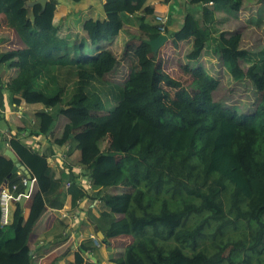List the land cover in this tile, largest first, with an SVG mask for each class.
<instances>
[{
    "label": "trees",
    "instance_id": "16d2710c",
    "mask_svg": "<svg viewBox=\"0 0 264 264\" xmlns=\"http://www.w3.org/2000/svg\"><path fill=\"white\" fill-rule=\"evenodd\" d=\"M26 1L0 0V15L20 42L0 53V65L13 71L5 83L0 82V110L5 108L4 92L12 109L25 104L39 105L42 110L35 113L33 129L9 124L11 138L0 133V189L4 183L9 188L16 186L15 196L25 189L24 173L4 155L7 147L35 183L27 219L20 204L13 202L9 223H0V264H33L27 254L17 261L7 257L26 249L45 211L63 209L67 196L72 210L85 199L101 203L98 215L88 217L106 248L116 238L130 237L123 253L109 259L112 264H241L226 256V243L219 240L226 228L223 223L230 218L232 224L243 223L248 229L246 248L237 249L259 252L264 247V49L243 50L242 35L216 27L215 14L208 9L203 10L202 23L186 15L178 31L170 34L166 29L170 34L167 49L188 44L186 62H197L211 49L233 82H250L258 102L251 112L239 113L214 100L219 83L203 67H185L198 85L190 93L160 69L143 42L152 60L148 67L131 69L122 83L108 81L107 75L117 67L116 56L101 48L88 57L87 49L118 35L112 22L86 20L82 28L88 41L69 43L53 26V2L42 10L40 5L26 7ZM249 1L264 5V0H208L206 4L234 14ZM146 3L106 0L105 11L153 15ZM157 36L142 34L141 38ZM161 84L175 90L179 121L166 115ZM104 111L105 115L93 116ZM61 116L65 119L61 135L52 138L53 126ZM88 123L93 127L82 128ZM109 133L108 147L103 150ZM34 138L41 151L25 143ZM71 141L79 156L76 165L68 160ZM57 147L65 148L66 157L60 163L67 171L50 166ZM73 166L83 169L80 176L90 181L91 189L78 183L80 177L73 174L70 178ZM120 187L124 189L121 193H105ZM224 193L228 194L226 205ZM193 217L195 222L188 226ZM209 228L211 252L200 250ZM170 241L176 245L166 250L164 244ZM95 250L80 244L72 264H100L85 258ZM185 250L193 253L187 255Z\"/></svg>",
    "mask_w": 264,
    "mask_h": 264
},
{
    "label": "crops",
    "instance_id": "0c3cea01",
    "mask_svg": "<svg viewBox=\"0 0 264 264\" xmlns=\"http://www.w3.org/2000/svg\"><path fill=\"white\" fill-rule=\"evenodd\" d=\"M27 1L34 2L36 0ZM207 1L208 0H147L146 5L153 10V15H146L143 11H139L133 15L106 12V0H47V3L53 2L55 4L52 19L53 26L57 29L58 36L69 43L84 40L88 41L87 35L82 28L86 20H106L112 22L118 29V35L109 41L100 43L97 47H90L95 48V50L101 48L109 50L117 59V55H121L122 63L127 64L130 59L134 60L135 57L138 58L143 52L148 51V49L142 45V42L144 43L147 40L142 39L141 35H155L157 33L155 17L158 14H163L168 17L167 31L170 34L181 28L186 15H191L198 22L202 23L204 9L214 12L217 23L216 27L218 26L219 29L225 30L223 29V25H228L227 27L230 30L239 29V27H236L240 24L237 17L244 7L239 13L233 14L214 8L213 5L206 4ZM170 34L166 33L169 37V41ZM17 41L18 46H20V42L13 30L7 25L5 17L0 15V53L8 48L18 47L16 45ZM166 44L158 50L157 56L162 58L166 56L165 54L168 51L176 50L174 47L167 49L165 47ZM183 44L186 45L187 43H180L178 47ZM12 73V70L7 71L0 65V82L5 83ZM3 95L5 108L4 110H0V118L3 117L4 120H8L10 114L8 111H10L11 107L8 105V93L4 92ZM22 105L27 109H35L38 107V111L42 110V107L40 108L39 105ZM6 125H9V122L5 123L0 119V133H2V135H4L6 131V129H4ZM38 141L39 140L36 141V145L38 144V150L41 151ZM33 145L32 142L30 147L33 148ZM61 149L62 156L66 157V154L63 152L65 148L62 147ZM57 160V158L52 160L50 166L56 168V170L61 167L59 170L63 168V170L67 171L62 167L59 161L60 159L58 162ZM82 173L83 169L81 167L73 166L70 178L73 174L81 178L80 175H82ZM80 178L78 181H81ZM81 185H83V183H81ZM28 200L29 199H27L22 206L24 219H27L29 214ZM94 202L95 201L85 199L79 203L77 209L72 210L70 206V197L67 196L63 209H47L45 211L42 218L32 230L26 249L19 255L7 258L17 261L27 254L32 257L33 264H41L40 262L44 264H72L74 262V254L77 252V247L80 244H86L90 241V237L93 234L100 238L98 233H95V227L88 217V214L97 216L100 212L97 206L98 203L96 204ZM14 210L15 203H11L10 216H12ZM99 252V249L98 251H94L92 257L95 258V260L97 259L101 264H105L106 261L99 260L101 258L96 257V253L98 254ZM100 254L101 253H99V255ZM86 257L87 256H85V258Z\"/></svg>",
    "mask_w": 264,
    "mask_h": 264
},
{
    "label": "rangeland",
    "instance_id": "374dc122",
    "mask_svg": "<svg viewBox=\"0 0 264 264\" xmlns=\"http://www.w3.org/2000/svg\"><path fill=\"white\" fill-rule=\"evenodd\" d=\"M237 19L240 24H238L236 27H239V29L230 30L227 27L228 25H223V29H225L224 31L239 32L242 35L241 48L243 50L254 53L261 49H264V5H262L261 3H256L255 1H249L244 5V8L241 11L240 15H238ZM188 48V44H183L175 48V51L171 50V52H167L165 54L166 56L162 58L157 56L156 54L154 59L160 66V69H163L173 79L178 80L190 93L196 92L198 90V85L196 79L190 73L185 71V67H187L188 65V67L191 69L197 66H201L207 71L210 76L218 80L219 85L217 90L214 92V100L219 101L220 103H224L230 108H234L239 113L251 112L256 107L259 95L256 93L249 81L245 80L238 83L233 82L224 70L218 56L211 49H206L197 62H193L192 64L186 62L184 57ZM87 53L88 57H92L96 53V50L95 48H91L90 46H88ZM117 57V67L115 68L113 73L107 75L106 77L108 81L114 83H122L124 80L127 79L131 69L144 70L152 61L151 57H149L148 51L143 52L141 56H138V58L135 57L134 60L130 59L131 62L129 61L127 62V64L122 63L121 55H117ZM240 64L243 69H246L247 65L245 64V62L241 61ZM141 84L144 85V82H139V86H141ZM160 86L165 91L164 107L166 109V115L168 116V118H171L174 121H179L178 108L174 98L175 90L166 87L164 84H161ZM39 107L41 108V106ZM21 108V111H17V109L11 108L10 111H8L10 113L8 116V120H4V118L1 117V121H4L5 123L9 122V124H11V127L16 126L17 128L21 129L29 127L33 129L37 124L35 113L38 111V107L35 109H27L24 105H22ZM47 111L50 113L54 112V110L50 109H47ZM20 112L21 114H19ZM105 114V111L99 113L97 112L93 113V116H101ZM64 122L65 119L62 116L56 120L53 126L52 138H57L61 135ZM85 127H93V125L88 123L85 124L82 128ZM4 129H6L8 133L7 128ZM5 133L6 132H4V134ZM110 135L111 134L109 133L102 142L101 148L103 150L108 147ZM69 146V152H67L69 164L76 165L79 156L78 152L75 150L74 141H71ZM61 150L62 149H59L57 147L55 151L56 154H58L59 156L62 155ZM63 152H65V150ZM78 183L81 184L82 181H79ZM123 190L124 189L120 187L119 189L106 190L105 193H121ZM63 191L64 189L62 190V192ZM227 198L228 194L224 193L222 195V201L224 202V205L227 204ZM97 206L98 210L102 209V205L100 202H98ZM195 220V217L191 218L187 225L190 226L193 222H195ZM230 220L231 218L227 219L223 223L226 228L224 229L223 236L219 238V240H223L226 243V256L231 255V257L235 259V261L240 262L241 264H264V247L261 248L257 253L251 251L250 253L247 250L237 249L242 245H245L244 247L246 248L248 243V229L245 224H232ZM206 233L208 234V238L200 242V250L202 247L205 250L211 252L213 250V239L210 235V228L206 230ZM92 236L93 238H91ZM92 236L90 237V241H88L86 244L93 246L97 251L98 249L100 250L99 253L101 254L99 255V253H96V257L101 258L99 260L106 261L105 264H112L109 259L121 255L124 250V245L130 240V237L116 238L112 240V243L109 247L104 248L105 246L99 243V241H97L100 240L102 237L98 238V236H96L95 234H93ZM95 236L97 239L95 238ZM95 241L97 242L98 246L95 245ZM175 245L176 244L174 241H170L164 244V248L166 250H169ZM185 252L187 255H191L193 253L191 250H185ZM92 255L93 253H91L90 256H87L86 260H95ZM40 263L44 264L42 262Z\"/></svg>",
    "mask_w": 264,
    "mask_h": 264
},
{
    "label": "built area",
    "instance_id": "2783aa9c",
    "mask_svg": "<svg viewBox=\"0 0 264 264\" xmlns=\"http://www.w3.org/2000/svg\"><path fill=\"white\" fill-rule=\"evenodd\" d=\"M209 5H212V3H209ZM155 23H156V31H157L158 35H161V34L166 35L168 17L166 15H163V14H158L155 17ZM21 106L17 108V111L22 110ZM19 114H21V112ZM5 132L6 133L3 135L4 138L10 139L11 138L10 133L9 132L7 133V131H5ZM23 134H25V132ZM22 135H21V137H22ZM37 140H38V138H34V139H32V141H26L25 143L28 146H30V144L33 142L34 145L32 147L38 150L39 146H38V144L36 145ZM56 156H57L58 160L60 159L59 161H62L65 158L64 156H62V155L59 156L58 154L55 153V155L52 156L53 158L50 159V161L52 162V160L56 159ZM34 180L35 179H33V181ZM81 181H82V183L86 189H88V190L91 189V183H90V181L87 180V178H81ZM23 184L24 185L26 184V178L23 179ZM15 190H16V186H12L11 188H9L6 184H4L0 189V209H1V221H0V223H1V226L7 225L11 219L10 204L13 202H18L21 198L22 194L16 195V196L13 194V192ZM98 202L99 201H95L94 203L97 204ZM91 238H93V236ZM95 238H96V236H95ZM95 245L98 246L96 241H95Z\"/></svg>",
    "mask_w": 264,
    "mask_h": 264
},
{
    "label": "water",
    "instance_id": "95a60500",
    "mask_svg": "<svg viewBox=\"0 0 264 264\" xmlns=\"http://www.w3.org/2000/svg\"><path fill=\"white\" fill-rule=\"evenodd\" d=\"M47 0H36L34 2L26 1L25 6L32 8L35 5H40L42 10L46 7ZM169 41V37L167 35H158L155 39L147 40L144 43L149 47L150 52L153 55L158 53V50L161 49L167 42ZM4 155L7 156L13 163L19 167L20 171H22L26 177V184L23 194L21 195L20 200L18 203L22 207L25 201L31 196L32 194V187L34 185L35 180L33 181L34 177L30 174V172L18 162V157L16 154L9 148L4 150ZM6 184V183H4ZM65 188V183L62 185L60 192ZM99 237H102L100 233H98Z\"/></svg>",
    "mask_w": 264,
    "mask_h": 264
}]
</instances>
